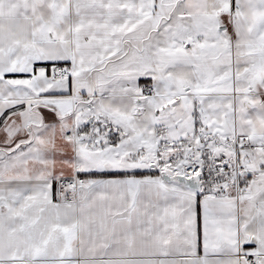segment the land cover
I'll use <instances>...</instances> for the list:
<instances>
[{"label":"snow or ice","instance_id":"1","mask_svg":"<svg viewBox=\"0 0 264 264\" xmlns=\"http://www.w3.org/2000/svg\"><path fill=\"white\" fill-rule=\"evenodd\" d=\"M0 264H264V0H0Z\"/></svg>","mask_w":264,"mask_h":264}]
</instances>
